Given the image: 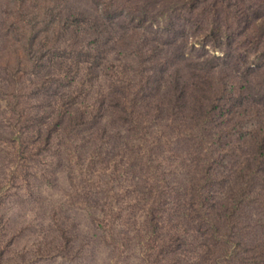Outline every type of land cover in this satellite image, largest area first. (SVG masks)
<instances>
[{"label": "rangeland", "instance_id": "1", "mask_svg": "<svg viewBox=\"0 0 264 264\" xmlns=\"http://www.w3.org/2000/svg\"><path fill=\"white\" fill-rule=\"evenodd\" d=\"M0 264H264V0H0Z\"/></svg>", "mask_w": 264, "mask_h": 264}]
</instances>
